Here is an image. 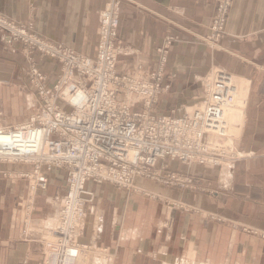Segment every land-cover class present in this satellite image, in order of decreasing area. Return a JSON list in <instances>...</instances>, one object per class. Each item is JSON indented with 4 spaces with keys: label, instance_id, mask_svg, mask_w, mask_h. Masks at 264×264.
<instances>
[{
    "label": "crops",
    "instance_id": "1",
    "mask_svg": "<svg viewBox=\"0 0 264 264\" xmlns=\"http://www.w3.org/2000/svg\"><path fill=\"white\" fill-rule=\"evenodd\" d=\"M106 2L0 0V12L16 23L31 22L35 32L51 42L94 57ZM215 2L127 0L120 9L119 39L138 53L120 56L118 70L139 63L153 67L156 48L166 36H174L170 83L160 108L178 116L190 113L203 95V81L214 70L234 74L247 100L236 143L250 158L232 168L165 161L168 171L185 175L195 187L137 178L130 192L88 183L95 201L87 205L79 239L92 248L84 264H172L181 258L200 264H264V239L258 234H264V0H234L221 51L199 38L209 33ZM27 65L22 47L0 32V97L8 112H14V94L17 103L18 97H25L23 105L29 106ZM40 67L47 74L55 71L45 60ZM18 78L23 82L15 86ZM224 109L230 111L231 106ZM226 119L227 128L237 131ZM29 170L0 164V264H41L43 241L57 223L66 192L64 174H50L48 190L37 194L30 192L26 179L6 178Z\"/></svg>",
    "mask_w": 264,
    "mask_h": 264
},
{
    "label": "rangeland",
    "instance_id": "2",
    "mask_svg": "<svg viewBox=\"0 0 264 264\" xmlns=\"http://www.w3.org/2000/svg\"><path fill=\"white\" fill-rule=\"evenodd\" d=\"M127 0H107L106 7L100 12L99 19H100V37H99V46L97 53L94 57L85 56L74 49L67 47L63 44L51 42L45 37L37 34L34 30V26L31 22L28 23H16L6 15L0 12V32L8 36L14 43L20 45L22 47V52L26 57V62L28 66V70H26L24 74V79L26 81L27 87L29 88L28 92V101L29 106L23 105V100L27 99L25 97H18L19 102L17 103V98L14 94V112H8L7 107L5 105L6 101L4 97H0V131L3 133H12L16 132L17 130L24 129L27 125L30 124L33 118H37L40 124L48 125L50 118L47 117L46 111L48 106L55 103L54 100H58L59 103L62 102V105L57 106L61 108L60 110L65 114H72L76 108L74 106H70L67 102L68 97L71 95L73 98V92L68 91L67 83L71 84L73 81L75 82H82L84 80L90 79V85L87 91L93 92V97L102 99V90L104 81L110 80L112 78H108L104 80L100 84V79H102V74L109 76L115 71V78L112 80L114 85L119 81L121 83L120 78L124 77V83L122 84L121 93L119 94L115 91L114 96L110 98L109 101L104 100L102 103H95L94 110H109V114H116L120 117L123 116V113H126V117L123 118V121L140 123L142 120H139L140 115H144L143 112H146L147 116L153 117L152 121L155 117L168 119V118H178V119H191L194 113V110L201 106H207L211 104V94L213 92V88L215 83L217 82V78L222 76V73L228 74L231 76L229 72L223 70H214L212 74L207 78L204 83L203 87V95L198 101L194 104L193 108L190 110L189 114H185L182 116L176 115L174 112H164L160 108L161 106V98L166 92V88L169 85V54L173 44L175 43L176 39L174 36H166L162 43L156 48V56L153 58L154 65L153 67H145L141 63L134 65L131 69H127L124 71L118 70V58L122 55H136L138 50L134 49L133 47L124 45L119 39V29H120V9L122 5ZM234 0H216L214 6V15L213 20L209 27V33L206 36L199 37L202 42H204L205 46L210 47L214 51H221L223 50V41L227 34V25L231 14V9L233 7ZM103 13V14H102ZM108 17L111 21L109 23L105 18ZM117 24V30L114 31V37H110L108 31L103 29L104 27L108 28L109 30H113V23ZM4 23V24H3ZM108 25V26H107ZM110 26V27H109ZM25 29L28 30L29 33L25 32ZM26 37L27 41L25 42L24 39ZM104 38V39H102ZM113 41V54H116V61L109 60L110 59V51L106 48L108 39ZM101 39V40H100ZM106 40V42L104 41ZM103 42V45H102ZM102 47V48H101ZM21 50V49H20ZM70 53V54H69ZM107 54V55H106ZM76 55L75 57H79L85 59L84 61L80 62L83 66H87L88 70H81L79 69L78 62L76 63V67L71 66L68 63V58ZM40 60H45L52 64L55 67V71L52 74H47L43 71L40 67ZM109 61V62H108ZM86 63V64H85ZM85 64V65H84ZM106 65V69H102ZM69 67V68H68ZM72 67V68H71ZM102 67V68H101ZM76 69V70H75ZM68 71V72H67ZM74 71V72H73ZM221 75V76H220ZM232 78L234 79V84L238 85L239 95L238 98L236 96L235 106L231 108L230 111H227L226 116L230 120V124L235 126L233 127L237 131L233 132L232 129L227 128L228 120H226V124L222 125L221 127L217 124H213L214 129L205 130L207 132L204 133L203 136V146L208 147L206 154L208 161H216L214 155H218L219 153L222 154V160L218 165H214L212 163H206V165L200 164L197 160L189 162L188 161H180V160H167L173 163H179L186 167H193V166H212V167H225L227 163L229 164V168H232L233 165L238 162L239 160L250 158L247 157L246 153L240 150L237 146V141L240 139L242 133V125H243V118H244V111L246 110L247 100L241 91L242 82L232 74ZM112 76V75H111ZM141 76V83H138L137 77ZM43 77V78H42ZM71 77V78H69ZM237 79V80H236ZM23 82V81H22ZM20 78L15 86H19L22 84ZM240 82V85H239ZM79 88L82 86L78 85ZM61 90H56L58 89ZM61 84V85H60ZM111 85V84H109ZM143 85H147V88H144ZM23 86V85H22ZM24 87V86H23ZM85 87V86H84ZM15 88V87H14ZM96 88V91L93 90ZM117 86L113 87L116 90ZM19 89V88H18ZM86 90V87H85ZM74 91V90H73ZM16 93L17 91H12ZM27 92V91H26ZM100 93V94H99ZM59 94H63L64 99L60 100ZM90 97L89 102L95 101V98ZM10 99V98H9ZM21 99V101H20ZM239 99V100H238ZM98 100V99H96ZM22 103V105H21ZM20 105L22 107H20ZM93 105V104H92ZM90 106L83 104L82 110H86V113H89ZM6 109V111H5ZM123 111V112H122ZM90 114V113H89ZM135 116V118H134ZM120 119V118H119ZM190 121L188 124L193 122L194 120H187ZM126 123V124H127ZM238 126V128H237ZM199 129H203L202 126H198ZM30 130V129H27ZM25 130V131H27ZM31 131V130H30ZM225 131H228V134L225 135ZM33 132V131H31ZM28 133V137L30 136ZM233 134V136H232ZM32 134V138H33ZM41 137V135H40ZM9 139L6 135L0 136V149L6 152V149L3 148L7 146ZM189 143V144H188ZM186 144L188 148H193L192 151L194 152L195 148L201 147L200 145L197 146L195 142H187ZM212 149H215L212 151ZM214 152V155L212 154ZM140 158L143 160L142 167L146 170H140L139 175L136 176L131 183V188L125 189L122 191H132L135 189V180L137 178H144L147 180H153L159 182L165 186H172V187H179V188H186V187H195L192 180L187 178L185 175H182L177 172L168 171V164H165L164 160H158L155 164L156 166L150 170H148L149 160H145L143 155H140ZM151 158V156H150ZM221 159V158H220ZM226 162V164H223ZM0 164H15V165H24L28 166L30 170L28 172L18 173L15 176L11 173L6 174V178H24L28 181L29 190L32 194H37L39 192H46L48 190L50 180L49 175L53 172H62L65 176V185H66V192L63 196L61 201L60 209L58 212L57 223L50 228L54 230L60 224V213L64 204V201L68 195V186L66 181V172L62 169H52L47 170V168L42 167V171H46V187H38V184L41 183L39 178L35 174V171L38 167V162L33 160L27 161H15L11 159H7V156L0 154ZM152 165V163H151ZM223 165V166H222ZM148 170V171H147ZM166 171V172H165ZM153 173V176L151 175ZM175 177L174 179H172ZM95 183L97 185H110L116 188L117 190H121L114 184H110L107 182L97 183L94 181H89L88 183ZM87 183V184H88ZM87 189V186H86ZM88 191V189H87ZM90 194L86 197V204H85V216L83 220L80 222L79 232L76 235V239L79 242L80 235H81V228L82 223L86 217V208L89 203H93L95 201V197L92 192L88 191ZM27 213L28 219L30 213L33 212V206H27ZM27 219V217L25 218ZM79 224V223H78ZM56 226V227H55ZM61 226V225H60ZM53 230V231H54ZM52 231V232H53ZM261 239H264V234L258 233ZM46 233V237H47ZM261 235V236H260ZM51 239V236L48 237V240ZM52 240H56L53 238ZM48 241H43V250L41 255V264H50L51 258L53 253H55L54 247H49ZM56 243V241H54ZM80 243V242H79ZM81 244V243H80ZM78 252V258L76 259L75 264H84L85 259L87 260L90 256V251L92 248L89 246L83 245ZM89 255V256H88ZM196 260H182L176 259L172 264H200V262H195ZM81 262V263H80Z\"/></svg>",
    "mask_w": 264,
    "mask_h": 264
},
{
    "label": "built area",
    "instance_id": "3",
    "mask_svg": "<svg viewBox=\"0 0 264 264\" xmlns=\"http://www.w3.org/2000/svg\"><path fill=\"white\" fill-rule=\"evenodd\" d=\"M105 19L111 23L108 17ZM116 26L117 24L113 25V30L106 27L103 29L108 31L110 37H114V31L117 30ZM25 32L29 33L27 29ZM28 37L30 38L31 35ZM28 37L25 35V42ZM106 48L110 51V60L115 61L116 54H113L112 40L108 39ZM75 56L68 58V63L76 67L78 62L79 69L88 70L89 68L80 62V60L84 61L85 59ZM102 69H106V65ZM111 75L109 77L102 74L103 77L100 79L101 84L104 80L112 78L104 81L102 99L93 97L94 93L87 91L90 79L79 83L75 81L71 84L67 83L68 91H72L73 96L79 92L83 93L81 102L76 101L75 103L82 108L83 104L90 106V114L81 109V114L85 116L70 122L64 117L61 108L53 103L48 106L46 111L47 117L50 118L48 125H42L37 118H33L24 129L7 134L0 131V136H11L13 140L8 142L12 144V150L4 152L0 149V154L7 156V159L15 161L33 160L40 164L35 171L41 182L38 187L47 186L46 171H42V167L47 168V170L62 169L66 172L68 195L60 213V224L55 230L53 229L54 231L49 232V234L56 236V240L47 242L49 247H54L55 250L50 264H75L78 252L83 248L76 239V235L80 230V222L85 216L86 197L90 194L86 189L89 181L107 182L114 184L121 190L131 188L134 178L140 174L139 171L146 170L142 167L143 160L140 155H143L145 160H149L147 165L150 171L156 166L155 163L158 160H180L182 162L188 161V163L197 160L203 165L206 163L218 165L222 160V154L214 155V152L212 154L216 161L207 160V155L210 153L207 151L209 146L204 147L202 145L204 143L202 138L207 132L205 130L214 129L212 128L213 124L220 127L226 124V120H224L227 113L224 109L225 106H231V108L235 106V94L238 90L231 76L222 77L224 79L217 78L211 94V104L194 110L191 119L155 117L152 121L154 116H147L146 112H143L144 115L139 117V120L142 121L133 124L132 122L127 123L126 113H123V116L119 113V117L114 113L109 114V110L93 109L96 102L109 101L112 96L116 95L115 91L121 93L120 87L124 83V77L120 78V84L118 81L114 85L112 80L117 73L115 74L113 71ZM136 81L141 83V76L137 77ZM76 83L82 87L79 88ZM57 85L58 89L56 90H61L59 84ZM115 86H117L116 90L113 89ZM143 87L147 88V85H143ZM93 90L96 91V88ZM90 97L95 98V101L89 102ZM54 102H58V100L55 99ZM123 118H127V121H123ZM187 120L194 121L188 124L190 121ZM80 121H85L86 126H82ZM198 126H202L203 129H199ZM27 129L38 132L43 141L30 139L25 133ZM20 134L25 137V141L18 137ZM189 141L201 146L194 149V152L197 153L187 151L193 149L187 147L189 143H186ZM214 150L212 149V151ZM207 152L208 154H206ZM151 175L153 176V173ZM63 235H65V239L60 241Z\"/></svg>",
    "mask_w": 264,
    "mask_h": 264
},
{
    "label": "bare ground",
    "instance_id": "4",
    "mask_svg": "<svg viewBox=\"0 0 264 264\" xmlns=\"http://www.w3.org/2000/svg\"><path fill=\"white\" fill-rule=\"evenodd\" d=\"M108 4V3H107ZM106 4V5H107ZM103 14V13H102ZM4 24V23H3ZM108 26V25H107ZM110 27V26H109ZM102 39H104V38H102ZM101 40V39H100ZM105 42H106V40H104ZM102 45H103V42H102ZM102 48V47H101ZM107 55V54H106ZM110 60V59H109ZM115 61H116V56H115ZM82 62V61H81ZM109 62V61H108ZM86 64V63H85ZM84 64V65H85ZM69 68V67H68ZM72 68V67H71ZM76 70V69H75ZM68 72V71H67ZM82 95H83V93L82 92H79V93H76L74 96H73V98H72V96L70 95L69 97H68V99H67V102H73V103H69V105L70 106H74L75 108H76V110H74V112L72 113V114H65V113H63V115H64V117L65 118H67L68 120H70V122H74L78 117H84L85 115H83V114H81L82 112H80V110L82 109V107L81 106H77L76 105V101H79V102H81L80 101V99H81V97H82ZM59 97L60 96H62V97H60V100H63L64 99V96H63V94H59L58 95ZM56 105L57 106H60V105H62V102L61 103H59V101L58 102H56ZM225 108H226V106H225ZM82 120V119H81ZM77 122H79V121H77ZM81 122V124H82V126H86V123H85V121H80ZM24 131V130H23ZM22 131V132H23ZM46 131H47V129H46ZM31 131L30 130H27V131H25V133H27V135H28V133H30ZM32 134L34 135L33 136V138H32ZM9 137V139H10V141L9 142H11V141H13L12 140V137L11 136H8ZM18 137L20 138V139H23V141H25L26 139H25V137L23 136V135H18ZM30 139H34V140H37V139H39V140H41V141H43V138H41L40 137V134L38 133V132H36V131H33V132H31V134H30ZM6 144H8V146H4L3 148H5V149H8L9 151H11L12 150V144H10V143H6ZM223 164H226V162H223ZM223 166V165H222ZM225 167H228L229 166V164L227 163L226 165H224ZM53 238H56V236L55 235H51V239L50 240H52ZM63 239H65V235H63V236H61V240L60 241H62ZM50 240H47V241H50ZM81 263V262H80Z\"/></svg>",
    "mask_w": 264,
    "mask_h": 264
}]
</instances>
